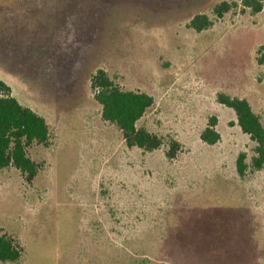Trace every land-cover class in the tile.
<instances>
[{
  "label": "rangeland",
  "instance_id": "obj_1",
  "mask_svg": "<svg viewBox=\"0 0 264 264\" xmlns=\"http://www.w3.org/2000/svg\"><path fill=\"white\" fill-rule=\"evenodd\" d=\"M223 1L239 7L216 19ZM241 1L0 0V79L52 132L28 150L31 183L0 169V233L24 248L12 264H264V169L239 176L256 143L218 101L246 99L264 124V9ZM198 14L214 25L189 28ZM97 69L154 98L137 126L178 140L175 159L103 120Z\"/></svg>",
  "mask_w": 264,
  "mask_h": 264
},
{
  "label": "trees",
  "instance_id": "obj_2",
  "mask_svg": "<svg viewBox=\"0 0 264 264\" xmlns=\"http://www.w3.org/2000/svg\"><path fill=\"white\" fill-rule=\"evenodd\" d=\"M241 6V12L249 9L252 14H258L264 9V0H242ZM238 7L236 2L223 1L213 7L212 13L216 19H221ZM213 25L214 20L208 15L198 14L190 21L188 27L202 32ZM91 90L95 100L102 107L103 120L117 126L128 148L153 152L167 144L166 157L169 160L177 157L182 149L178 140L171 137L165 139L137 126L154 104L151 95L120 89L104 69H97L92 74ZM218 101L234 111L242 132L256 143V155L252 158L251 165L247 164L245 153L239 154L236 162L239 176L245 177L249 169H264V124L260 117L254 113L246 99L219 94ZM217 124V119L212 117L201 134V140L210 146L216 145L221 139L216 129ZM51 139V127L46 119L21 104L13 96L11 87L0 79V169L13 166L31 183L38 176L40 165L31 159L28 150L33 145L47 147L51 144ZM23 252L24 248L17 241L0 233V263H16L21 260Z\"/></svg>",
  "mask_w": 264,
  "mask_h": 264
}]
</instances>
